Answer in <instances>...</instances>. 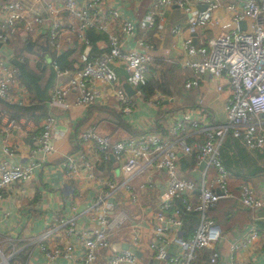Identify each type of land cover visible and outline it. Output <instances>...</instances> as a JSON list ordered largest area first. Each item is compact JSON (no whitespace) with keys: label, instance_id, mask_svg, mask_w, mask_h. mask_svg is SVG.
<instances>
[{"label":"built area","instance_id":"1","mask_svg":"<svg viewBox=\"0 0 264 264\" xmlns=\"http://www.w3.org/2000/svg\"><path fill=\"white\" fill-rule=\"evenodd\" d=\"M203 2L204 7L198 9L187 0H152L140 24L143 29L150 28L153 13H159L172 4L187 15L186 36L180 43L185 58L179 61V65L187 71L183 87H197L205 75L216 80L226 77L230 91L224 98V121L200 124L202 121L199 118L182 112L168 123V134L176 137L173 141H167L157 133L112 140L99 134L92 126H86L79 134L80 148L65 156L63 161L67 178H76L78 165L87 171L91 170L92 163L85 150V146H90L93 152L91 158L106 160L111 155L124 179L116 182L111 176L102 181L106 191L95 197L94 205L89 208L88 222L93 225L83 236H79L83 254L76 264H95L96 251L108 246L107 227H119L129 220L123 213L108 219L106 212L109 205L105 200L117 190H125L130 194V200L136 202L129 180L160 169H164L165 179L160 184L161 189H158L153 223L146 244L147 251L160 264H194L196 250L213 249L222 242L220 226L205 213L214 208L220 199L231 200L244 210L251 211L253 221H264V194H256L250 182L241 183L237 194L233 193L229 188L232 175L219 159V147L226 136L239 140L246 149L264 156V118H260V114H264V0ZM220 9L229 15L228 21H224L218 13ZM106 19L111 21L116 30L107 27ZM240 21H245L242 29L238 27ZM92 27L106 34L108 49L93 55L87 49L78 52L80 46L88 47L90 42L86 33ZM206 27L219 30L206 41L195 42L194 36ZM134 28V21L122 17L117 9L103 11L101 0H0V101L16 106H23L26 102L23 86L15 79L17 68L3 51L19 29L25 40L41 39L55 57L60 56L65 49L77 52L80 64L74 68H60L53 59H49L48 64L57 79L48 90L49 108L64 110L72 104L86 109L97 103L110 102L120 114L129 115L135 108L133 95L143 96L139 85L147 80L148 63L157 57L153 53V45L146 39H137L131 48H125L119 42L118 34L133 36ZM180 31L181 26L177 24L169 29L170 34ZM163 53L169 55L170 49L165 48ZM165 59L172 61L169 57ZM114 61L122 64L124 72L133 82L132 95H127L120 86L112 83L107 66ZM215 89L221 90L222 86L217 84ZM69 93L73 94L71 103L67 99ZM155 96L149 97L148 103L158 107L163 97ZM195 104L203 106L200 98ZM4 114L5 111L0 108V115ZM8 119L4 130L24 128L23 123L14 117ZM21 120L26 121V117ZM54 125L55 117L47 112L34 137L32 154L47 155L53 152ZM187 126L200 128L199 138L190 144L184 143L179 136ZM178 151L193 157L194 162L188 168L187 178L178 174ZM3 152L7 156L12 154L8 146L3 148ZM200 162H203V166L198 170L197 179H194L190 172L196 171ZM32 170V165L0 161V202L9 195L5 193L7 187L31 178ZM139 186L143 189L148 187V191L158 188L150 177ZM187 214H196L197 223L189 236L182 237L181 228ZM59 223L65 227V235L74 233L71 216L62 217ZM245 230L243 237L240 236L229 245L226 261L219 258L218 251L212 250L208 263L221 261V264H235L233 253L247 248L258 239L254 224ZM49 235L50 230L31 240L37 244L44 258L54 261L60 257H70L72 245L61 248L45 245L44 240ZM130 236L132 243L137 245L139 234L133 230ZM12 254L10 252L5 256L0 249V264H6L3 257L8 259ZM104 264L144 263L133 251L123 249L107 255ZM261 264H264V258Z\"/></svg>","mask_w":264,"mask_h":264},{"label":"crops","instance_id":"2","mask_svg":"<svg viewBox=\"0 0 264 264\" xmlns=\"http://www.w3.org/2000/svg\"><path fill=\"white\" fill-rule=\"evenodd\" d=\"M151 1L101 0V8L103 11L115 8L121 13L122 17L134 21L135 28L133 36L123 37L118 34V40L125 48L134 46L137 39H146L153 45V53L157 56L156 61H166L165 58L169 57L172 62H176L180 66L179 61L185 58L181 51L180 43L183 37L186 36L185 26L187 15H184L180 8L172 4L159 13H153L152 26L148 29H143L140 21L150 9ZM187 1L194 8L200 9V7H204L203 0ZM224 12L222 9L218 10L220 15ZM105 23L109 29L116 30L108 19H106ZM175 24L181 26V31L170 34L169 29ZM89 30L94 35V39L93 41H89L88 47H84V45L80 46L78 52L87 49L90 53L94 52V54H97L103 49L108 48L107 38L102 40L99 37V34L106 36L102 30L95 27ZM218 30V28L206 27L194 36V40L199 43L204 42L211 36H214ZM165 48L170 49L169 55L163 53ZM1 49L2 47H0ZM44 50L49 53L48 56L43 54ZM3 51L8 56L7 59L11 60L15 58L19 61V65L22 60H26L28 68L31 70L38 71L40 68L43 74L39 80V84L41 86L45 85L49 72H52L51 67L48 65L49 55L52 52L46 48V45L41 39L25 40L23 34L18 29ZM66 51L68 49L64 50V52ZM70 58H72L75 66L77 63L80 64L76 51H72ZM107 69L113 84L121 87L122 83H128L133 87V82L124 72L121 63L116 61L111 62L108 64ZM122 74L127 75L128 78L126 76L121 78ZM204 77L196 87L197 92L193 101L194 106L189 108H176L179 103L178 101L170 98L163 99L164 97L159 92H155L151 97L159 95L166 102L162 100V102L160 101L161 103L159 102V104L163 105L162 108L159 106L153 107L148 103V98L144 99L142 96L138 97L134 95L135 108L126 116L120 114L110 102H105L104 104L97 103L86 109L71 104L63 110L58 107L49 108L47 100H45L43 102L44 104L40 106V103L37 105V103L31 100L29 97L31 95L24 87L23 91L26 95V102H24L23 106L7 105L0 101V108L5 111L4 115H0V161L7 160L13 164L33 166L32 177L8 186L5 193L9 195L0 202V249L5 256L10 252L13 253L8 259L3 257L6 264H13L12 262L14 264H76L79 257L83 254L79 236H83L93 225V223L88 222L89 208L90 206L92 208L94 205L95 197H99V195L106 191L102 181L111 176H114L116 182H121L124 179L113 157L110 159L109 156L106 160L91 158L93 152L90 146H85V150L88 159L92 163L91 170L87 171L83 166L78 165L79 171L75 176L76 178H67L63 170V161L65 160V156L76 151L78 147L80 148V145H78L80 132L86 126H92L99 134L106 135L112 140L137 135L141 136L145 133L149 134L152 133L149 130L155 128L154 118L159 108L164 112L160 120L164 125L160 127L158 132L154 131L153 133L159 134L167 141H173L176 138L168 134L167 127L169 121L181 115L182 112L188 113L191 117L199 118V121H202L200 124L203 122L209 124L222 122L224 121V98L229 93L227 82L223 80L220 83V79H214L217 81L216 85L220 84L222 86L221 90H216V85H213L211 78ZM15 79L17 81L16 77ZM56 81L57 79L53 75L52 83L54 84ZM197 98L201 99L203 106L195 104ZM67 99L71 103L73 94L69 93ZM48 108L50 111H48ZM47 112L52 113L55 117L52 134L53 152L47 155H41L39 153L32 154L31 149L33 147L34 137L40 130L41 120ZM116 114H119V117L126 126L139 134L132 135L130 130L128 131L125 127H122L115 118ZM11 117H14L16 121L22 122L24 128L4 130L6 121ZM24 117H26V121L21 120ZM179 136L183 138L184 143L190 144L199 138L200 128L197 127L194 129L187 126ZM228 138L230 139L231 137H224L222 142L226 154L229 157H233L234 166L238 165L236 156L240 148L244 149L245 153H249L250 155V160L248 161V166L251 165L250 169L260 163V161H254V152L257 151L246 149L238 140V149H236L229 144ZM5 146L10 147L12 150L10 156L4 154L3 148ZM175 146L179 150V146L177 144ZM177 156H184V162L186 163L193 158L192 156L182 154L180 151L177 152ZM185 168H182V162L178 159V172ZM147 177L152 178L158 188L148 191L146 190L148 187L145 189L140 187L139 185L144 183ZM140 178L141 182L138 184V193H136L133 186L131 187L137 198L136 202L130 200V194L125 190H117L116 193L105 200L109 205L106 212L108 219L116 214L123 213L129 220L120 224L119 227H107L108 246L96 251L95 264H104V259L107 255L127 249L124 246L138 251L140 256H135L144 264H148V260L152 258V255L145 250V247L153 223L152 216L158 189L160 188V184L164 182L165 173L164 170L160 169L159 171L147 173V175L141 176ZM131 180H129V183ZM233 180L234 178L232 176L229 183ZM247 181L250 182L256 194H264V175L257 174ZM241 183H244V181L241 180L237 183V189ZM231 210V212H228L230 217L236 211H241L245 213V216L242 218H246L249 222L244 224L240 223L239 225L234 224L228 229H223L216 222L223 231H221L223 240L218 246L213 247V250L220 253L219 258L222 261H226L229 257V245L239 239L240 236L243 237L246 232L245 229L250 224H254L257 227V241L245 249L235 251L233 253V259L235 260V264H261L264 258V221H253L252 212L244 210L236 202H232ZM69 216L74 221V233L72 235H65V227H61L59 219ZM48 230H50V235L44 240L45 245L48 247L57 246L59 248L64 245H72L70 257H60L54 261H49L44 258L37 244L35 245L31 240L33 237L42 235ZM133 230L139 234L140 239L137 245L131 241L130 234L133 233ZM7 239H9L10 245ZM195 264L203 263L196 262ZM204 264H210L206 258ZM215 264H221V261Z\"/></svg>","mask_w":264,"mask_h":264},{"label":"trees","instance_id":"3","mask_svg":"<svg viewBox=\"0 0 264 264\" xmlns=\"http://www.w3.org/2000/svg\"><path fill=\"white\" fill-rule=\"evenodd\" d=\"M87 37L89 41H93L94 35L92 34L91 30L87 31ZM100 38L102 40L106 39V36L104 34H99ZM97 38V37H95ZM24 46V45H23ZM108 49V48H106ZM103 49L102 51L106 50ZM89 54L93 55V53ZM72 55V51L68 50L66 52H62L60 56L55 57L53 52L49 55V59H53L60 68H73L75 65L73 64L72 58L70 56ZM77 61V60H76ZM49 65V64H48ZM79 66V63L76 64V66ZM148 77L147 80L140 83L139 88L141 92L143 93V98L147 99L151 97L155 92H159L164 98L163 99H173L175 101H178V105L176 108H184V107H191L194 106V98L196 95V87H192L189 89H185L183 87V81L185 77L187 76V71L185 69H182L176 62H167V61H159V60H153L152 62L148 63ZM53 70L50 71L47 76V81L45 82L44 86H41L39 84V80L41 79V76L43 74V71L39 68L38 71H33L30 68H28V63L26 60H22L20 65L17 67V74L16 78L19 84H21L31 96L32 101L37 103V105L40 103V106L44 104L43 102L47 100V90L52 86L53 82ZM162 99V101H163ZM161 101V102H162ZM160 102V103H161ZM92 106V105H91ZM163 105L159 104V107L162 108ZM101 107V106H100ZM158 109L155 114L154 122H155V128L152 130H149V132L159 131L160 127H163L164 124L160 122L161 117L163 115V110ZM117 121L119 124L122 125V127H125L128 131H131L132 135H137L139 133L134 132L130 129V127L126 126L124 122L119 117V114H116ZM231 137V136H230ZM229 139V138H228ZM239 141V140H238ZM238 141L237 139L231 137L229 139V144L236 149H238ZM220 145L219 147V159L221 160V163L223 166L231 173L234 180L229 183L230 190L237 194V183L241 180L246 182L247 180L252 179L257 174L264 175V156L262 154H259V152H254L255 157L254 161H260L259 164H256L254 168H251V165L248 166V161L250 160L249 153H245L244 149H238V154L236 156V160L238 165L234 166V159L233 157H229L226 154V151L223 146ZM178 159L182 162V168H190L193 164V158L189 160L188 163L184 162V156L178 157ZM233 163V165H232ZM239 178V179H238ZM238 179V180H237ZM249 182V181H247ZM231 205L232 201L228 199H220L217 201L216 205L212 209H208L205 213L207 216L212 218L215 222L219 223L222 228L228 229L230 226L240 223H248L249 220L246 218H242L245 216L244 212L236 211L231 217L229 216L228 212H231ZM214 213V214H212ZM243 215V216H240ZM197 223L196 214H187L184 217V221L181 228V235L182 237L189 236L195 225ZM221 228V227H220ZM222 231V229H221ZM223 232V231H222ZM213 249H207L202 248L196 250V259L194 264L197 263H205V258L208 262V254Z\"/></svg>","mask_w":264,"mask_h":264},{"label":"water","instance_id":"4","mask_svg":"<svg viewBox=\"0 0 264 264\" xmlns=\"http://www.w3.org/2000/svg\"><path fill=\"white\" fill-rule=\"evenodd\" d=\"M200 8H201V7H200ZM202 8H203V7H202ZM17 25H18V24H17ZM244 26H245V21H240V22H238V27H239L240 29L244 28ZM11 62H12L14 65H16V66L19 65V61H17V59H15V58H12V59H11ZM121 87L123 88L124 92H125L127 95H132V94L134 93L132 87H131L128 83H122ZM163 102H166V100H164ZM110 159H112V156H111V155H110ZM202 166H203V162H200L199 165H198V167H197V170H196V171H192V172H190L192 178L197 179V176H198V174H197V173H198V170H200V169L202 168ZM163 170H164V169H163ZM124 248H127V249L130 250V251H133V253H134L137 257L140 256V253H139L138 251H136V250H133L131 247L124 246ZM148 264H159V262H158L157 259H155V258H151V259L148 260Z\"/></svg>","mask_w":264,"mask_h":264},{"label":"rangeland","instance_id":"5","mask_svg":"<svg viewBox=\"0 0 264 264\" xmlns=\"http://www.w3.org/2000/svg\"><path fill=\"white\" fill-rule=\"evenodd\" d=\"M221 15L223 16V19L225 20V21H228V19H229V15L228 14H226V13H221ZM229 27H233V25H230ZM215 35H216V33H215ZM214 35V36H215ZM43 54L45 55V56H48V52L46 51V50H44V52H43ZM184 58V57H183ZM127 77L128 78V76L127 75H124V74H122L121 75V78H124V77ZM205 77H207V78H209L208 77V75H205ZM204 77V78H205ZM212 80V83H213V85H216V83H217V81L216 80H214V79H211ZM223 80H225V82H227V79H226V77H221L220 78V80H219V82L221 81H223ZM220 82V83H221ZM227 88H228V86H227ZM230 91V90H229ZM134 96V95H133ZM260 118H264V114H260ZM180 176H182V177H189L188 176V170L185 168V169H183V170H181V171H179V173H178ZM141 182V178L140 177H135L134 179H132L131 181H130V185L131 186H133L134 187V189H135V191H136V193H138V184ZM145 250H147V246L145 247ZM12 262V261H11ZM13 264H14V262H12Z\"/></svg>","mask_w":264,"mask_h":264}]
</instances>
